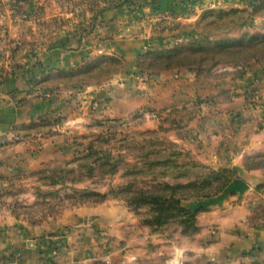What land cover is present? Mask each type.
<instances>
[{"label":"crops","instance_id":"obj_1","mask_svg":"<svg viewBox=\"0 0 264 264\" xmlns=\"http://www.w3.org/2000/svg\"><path fill=\"white\" fill-rule=\"evenodd\" d=\"M251 1L159 0L162 8L174 11L167 26L150 38L138 36L144 24L117 6L102 14L103 23L92 33L83 37L79 31L52 46L29 44L27 33L20 36L15 25L19 13L5 11L7 31L0 19V68L6 72L0 81V264H264V189H256L264 184V169H243L246 156L264 152V68L246 67L242 78L234 68L208 78L186 69L161 72L155 80L130 73L145 47L171 44L183 15L196 18L208 8L245 7ZM12 2L17 1H5ZM33 3L19 0L17 7L29 14ZM105 53L122 55L125 71L79 83V93L73 90L75 79L57 78ZM255 88L260 100L253 106L247 97ZM75 100L80 103L71 115ZM191 101L200 108L172 141L199 164L241 173L224 191L199 202L198 232L152 231L113 198L55 214L25 212L39 200L33 193L39 172L71 161L66 125L91 119L90 104L95 114L123 118L140 108L166 111ZM57 114L67 118L58 126L48 122L52 131L35 126Z\"/></svg>","mask_w":264,"mask_h":264},{"label":"trees","instance_id":"obj_2","mask_svg":"<svg viewBox=\"0 0 264 264\" xmlns=\"http://www.w3.org/2000/svg\"><path fill=\"white\" fill-rule=\"evenodd\" d=\"M105 9L107 8L101 9L100 12ZM256 18L261 19L259 24L254 22ZM200 21L212 26L215 31L228 30L230 32L234 29L240 31L237 36L217 39L197 36L185 44L144 52L136 57L134 68L141 73L187 69L198 77H207L211 76L213 70L222 64L234 67L238 72L237 76L242 78L245 67L264 59V0H252L249 8L206 9L202 12ZM125 69L126 61L121 55L115 54L86 63L79 69L63 72L58 79L70 78L83 81L99 79L125 71ZM2 71L3 69L0 68V77H2ZM46 125L48 123L35 124L40 129ZM74 162L73 166H54L39 172L33 188V193L39 200L26 210L24 209L25 212H39L41 207L42 211L55 213L58 211L57 206H65L64 200L59 199L52 202L53 200L45 198L55 195L58 187L66 186L68 183L75 184L96 176L102 178L117 170V164L111 152L97 148L92 143H89L81 156L75 157ZM144 166L158 170L159 176H167L173 174L174 171H177L174 175L176 179H185L189 176L187 173L189 166L180 165L169 156L145 160ZM197 166L203 173L184 181L162 180L152 184L151 187L135 186L134 181H129L111 188L108 192H100L91 188L81 190L73 188L74 192L66 195L65 198L70 201L67 205H78L99 203L108 197H121L128 209L139 214L140 223L148 226L152 231H162L173 224L180 229L183 235L190 236L200 229L198 214L203 208L199 202L204 198L221 193L234 179L241 177L239 169L235 167L213 168L201 164ZM137 169L136 166L127 169L124 175H135L139 173ZM243 169L246 171L264 169V152L246 156ZM256 189L263 190L264 184L258 185Z\"/></svg>","mask_w":264,"mask_h":264},{"label":"rangeland","instance_id":"obj_3","mask_svg":"<svg viewBox=\"0 0 264 264\" xmlns=\"http://www.w3.org/2000/svg\"><path fill=\"white\" fill-rule=\"evenodd\" d=\"M5 1L6 0H0V19L3 20V30L7 31L9 29L7 22L5 23L4 21V15L6 14L5 11L10 10L9 14H12L11 10L14 11L13 14H15V12H18V19L20 20L16 21L15 25L17 31L19 32V35L23 36L27 33V40H29L30 42L29 44L44 43L47 46H50L51 44L55 45L57 43H61L63 39L68 37L69 35H74L75 33H77L78 35L79 31L82 32L81 34L84 35L83 37L92 33V31L96 29L97 25L103 23L101 16L109 8L125 6L131 12L133 16L132 19H134V22L136 24H144L141 28L142 32L137 33V35L146 36L147 38H150L148 36H153L156 30H163V27H166V24L170 21V19H172L170 17L174 11L172 7H169L167 9L162 8L160 6L159 0H33L34 3L30 8L29 14H26L23 13L22 10H20V8H22L23 6L20 5L19 8L17 7V2L6 4ZM148 6L151 7L150 9H148V11H146L145 9L148 8ZM245 7L249 8L250 5ZM103 8L107 9H105L103 12H100V10ZM140 11L141 14L139 15ZM201 14L196 18L191 17V19H188L187 16L184 17L183 15L181 20L176 21L177 23H181L179 24L181 26H175V21H173L171 24L174 23L173 25L177 29L175 30L174 39L171 44L160 45L156 48L145 47L144 50L139 54L151 50L164 49L180 44H185L186 42L197 36H207L210 39H217L238 35L237 33L240 30L234 28V30H230V32H228V30L215 31L212 26L205 25V22L203 23L202 21H200ZM260 21V18L254 19V22H256L257 24H259ZM144 22L148 24H145ZM176 34L178 35L176 36ZM115 54L117 53L109 55L105 53V55L97 57L95 59L91 58L88 61L84 62L82 66H84L86 63L88 64ZM139 54H137V56ZM251 66H259L264 68V59L260 62L253 63ZM231 68L234 67L220 64L213 70L212 75L222 73ZM233 70L237 71L235 68ZM130 73H145V75H148V77L151 79H153L154 77L155 80L158 74H160L161 72L141 73L134 68V71H131ZM130 76L133 75L131 74ZM208 77L210 76H207L206 78ZM220 78L224 79L223 77ZM92 80L95 79H86L84 81L81 79H75V82L77 81V83L75 84L76 86H74L73 90L76 93H79V89L81 88L79 86V83L82 85L85 82H90ZM210 82L212 81L210 80ZM255 94H258L256 88L255 90H252L251 95L247 97L249 99V102L252 103L253 106L254 103H258L257 101L252 99L254 98L253 96ZM78 103H80L79 100H75L71 103L70 108L73 109L70 111V114L73 113L76 108H78ZM91 106L93 108H88L92 110L88 112L89 117L92 116L91 119L82 122H80V120H74L70 122L69 125H66V129L68 130L66 132H68L69 142L71 143V153L73 154L72 159L68 164H65L64 162H57L55 166H73L75 164V157L81 156L84 152V149L89 145V143H92L97 148L106 149L111 152L114 160L116 161L117 170L115 173L105 175L102 178L101 176H96L91 179L77 182L75 184L68 183V185L66 186L58 187L55 195H51L45 198L46 200H53L52 202H55L59 199L64 200L65 206H57L58 211H56L55 213L59 212L64 207L72 206L67 205L70 203V201L65 198L66 195L74 192V189L70 186L75 187L77 185L79 187H87L97 191L104 190L103 192H108L111 188L123 185L129 181H134L135 186L151 187L152 184L162 180L168 182L184 181L189 177L193 178L197 174L203 173L201 168L197 166V164L199 163L191 158L189 152H186L184 149L179 148L178 145L171 139L179 131L178 129L181 127V125L184 124L185 121H188L190 119L192 120V116H195L198 108H200V105L197 103V101H191V103H189V105L187 106L174 107L166 111H164V108H156L152 110L140 108L137 112L123 118H112L102 116L100 114H95L93 113V111L97 108H94V104H90V107ZM66 118L67 117L65 114H57L51 119L45 120L44 123L49 122L51 123V125L54 124L55 126H58L62 125ZM196 123L198 122H195L194 124ZM236 123L237 125H240L242 123L241 119L238 116L236 117ZM49 125L50 124L42 127L41 131L43 130L45 133H48V131L50 130L52 131V129L47 128L50 127ZM163 156L171 157L180 165L189 166L187 170L189 176H187V178L185 179H176L174 178V175L177 173V171H174L173 174H169L167 176H159L158 170H155L154 168H146V166H144L145 160H152L154 158ZM134 166L138 168L137 170L139 173H136L135 175L125 176V170L131 169ZM108 198L119 199L123 201L126 206L125 201L121 197ZM126 208L128 209L127 206ZM128 210L136 215V217L140 221L139 214L136 211L130 209ZM44 211H42V208L40 207L39 212H30H32V214H39L43 213ZM170 227L178 228L176 225L172 224L169 225L167 229Z\"/></svg>","mask_w":264,"mask_h":264},{"label":"built area","instance_id":"obj_4","mask_svg":"<svg viewBox=\"0 0 264 264\" xmlns=\"http://www.w3.org/2000/svg\"><path fill=\"white\" fill-rule=\"evenodd\" d=\"M11 48H12L11 44L8 43V44H7V50L10 51ZM5 74H6V72H5V69H4V70L2 71V77H3ZM2 77H0V81H1V78H2ZM258 95H259V94H255V95L253 96L254 98H252V99L258 102V101L260 100V98H259Z\"/></svg>","mask_w":264,"mask_h":264}]
</instances>
